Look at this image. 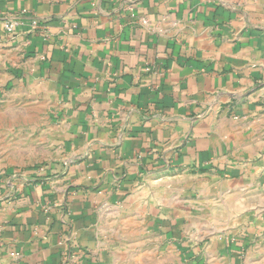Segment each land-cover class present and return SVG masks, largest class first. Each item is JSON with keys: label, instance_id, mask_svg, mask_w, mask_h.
<instances>
[{"label": "crops", "instance_id": "0c3cea01", "mask_svg": "<svg viewBox=\"0 0 264 264\" xmlns=\"http://www.w3.org/2000/svg\"><path fill=\"white\" fill-rule=\"evenodd\" d=\"M1 88L0 264H264V0H0Z\"/></svg>", "mask_w": 264, "mask_h": 264}, {"label": "built area", "instance_id": "2783aa9c", "mask_svg": "<svg viewBox=\"0 0 264 264\" xmlns=\"http://www.w3.org/2000/svg\"><path fill=\"white\" fill-rule=\"evenodd\" d=\"M128 3H129V7H132L133 4H134V0H126ZM21 24H24L23 22H21L20 20H15V21H6L5 22V30L7 32H11L12 30H14V28L17 26V25H21ZM32 25H37V22L36 21H33L32 22Z\"/></svg>", "mask_w": 264, "mask_h": 264}, {"label": "rangeland", "instance_id": "374dc122", "mask_svg": "<svg viewBox=\"0 0 264 264\" xmlns=\"http://www.w3.org/2000/svg\"><path fill=\"white\" fill-rule=\"evenodd\" d=\"M1 90H2V88H1ZM1 90H0V102L2 101L3 96L8 93V91H4V90L1 91ZM1 126H2V123L0 122V129H1ZM1 141H2V139H1V135H0V143H1Z\"/></svg>", "mask_w": 264, "mask_h": 264}]
</instances>
